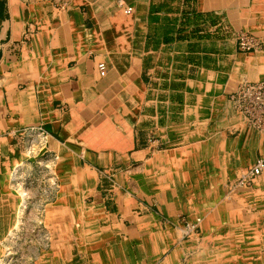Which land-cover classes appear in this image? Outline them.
I'll return each mask as SVG.
<instances>
[{"label": "crops", "instance_id": "crops-1", "mask_svg": "<svg viewBox=\"0 0 264 264\" xmlns=\"http://www.w3.org/2000/svg\"><path fill=\"white\" fill-rule=\"evenodd\" d=\"M246 80L264 0H0V264L23 228L41 264H241L264 230V173L237 183L264 133L226 101Z\"/></svg>", "mask_w": 264, "mask_h": 264}, {"label": "built area", "instance_id": "built-area-1", "mask_svg": "<svg viewBox=\"0 0 264 264\" xmlns=\"http://www.w3.org/2000/svg\"><path fill=\"white\" fill-rule=\"evenodd\" d=\"M124 11L130 14L133 7L127 6ZM238 46L242 51H256L262 48V41L255 35L242 32L238 36ZM98 68L102 76L106 74L107 65L105 62H100ZM232 97L248 124L260 133H264V80L243 81L234 90ZM263 173L264 154L257 158L255 164L246 174L242 175L238 185H251L252 181ZM197 226V223H187L186 230L189 232L196 229Z\"/></svg>", "mask_w": 264, "mask_h": 264}, {"label": "rangeland", "instance_id": "rangeland-1", "mask_svg": "<svg viewBox=\"0 0 264 264\" xmlns=\"http://www.w3.org/2000/svg\"><path fill=\"white\" fill-rule=\"evenodd\" d=\"M233 95V94H232ZM231 99V102L230 100ZM226 101L228 103H230L231 107L236 110L238 113H241L237 106L235 105L234 101H233V97L231 98V96L228 98H226ZM244 116V115H243ZM247 121V120H246ZM248 123V122H247ZM248 126H250L248 124ZM45 156L43 155V158ZM246 173H241L239 175V178L242 177V175H244ZM45 176H43L42 174L39 175L38 177V181L34 182V188H39L38 190V194H41V191H43L42 185L45 184ZM240 182V179L238 180L237 183ZM36 183H39L38 185ZM251 185H247V186H238L241 189H246L249 188ZM238 188V189H239ZM23 190V189H22ZM37 194V195H38ZM24 196V195H23ZM37 199L40 200L39 196L33 197L32 198V203L34 206H36L37 204H39V200L37 201ZM17 202L19 204L20 200L19 198H17ZM29 203V202H28ZM49 205H53L52 202H49ZM17 204V205H18ZM32 216V214H27V224L30 222V220H32L30 217ZM36 215H33V217H35ZM40 216V215H37ZM263 219H261L262 221H264V214L260 215ZM198 217L195 218V220H193L190 223H197V225H200V221H197ZM189 223V222H188ZM187 224V223H186ZM198 228V227H197ZM26 229V228H25ZM24 228L21 230L20 234H19V238L16 239V241L14 242V244L12 245V250H13V256L11 257L10 260V264H41L40 260H41V253H45V249H47L48 247H46V245H40L38 243H41V238L38 233H36L34 231V236H27L28 232L27 230H25ZM184 231L186 233V235H191L192 233H197L199 230L197 229H193L190 230L189 232L186 230V227L184 228ZM236 238L238 235V233H236ZM245 238H243V241L241 242H245L244 245L239 246L236 248V252L233 254V256H238L239 257V262L241 264L247 263L244 260H242V257H245L247 254H251V257H254V259H259L260 257H262L261 255L264 254V246L260 244L258 246H254L252 244V242L250 241L251 239L255 238L256 235L259 236L260 239L263 238L262 244L264 243V230H258L254 232H248L246 231L245 234H243ZM27 237H29L27 239ZM240 237V236H239ZM243 237V236H242ZM235 239V238H234ZM44 242H42L43 244ZM4 248V247H3ZM199 249H195L193 251V254L197 253ZM4 252H6V249L3 250ZM251 252V253H250Z\"/></svg>", "mask_w": 264, "mask_h": 264}]
</instances>
